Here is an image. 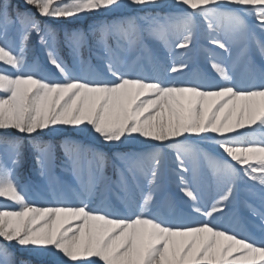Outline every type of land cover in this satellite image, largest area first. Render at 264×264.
<instances>
[{
    "label": "snow or ice",
    "instance_id": "snow-or-ice-1",
    "mask_svg": "<svg viewBox=\"0 0 264 264\" xmlns=\"http://www.w3.org/2000/svg\"><path fill=\"white\" fill-rule=\"evenodd\" d=\"M22 3L0 0V198L12 202L0 205V264H15L11 244L51 264H264V0ZM84 16L100 19L64 40L87 75L59 54L57 29L45 23ZM33 45L45 49L52 74ZM85 48L98 66L84 60ZM197 52L213 78L181 80ZM146 62L153 74L139 71ZM65 131L109 151L41 138ZM28 150L49 185L57 168L75 177L78 202L61 193L49 206L29 199L19 178ZM110 163L122 203L94 207ZM173 179L186 207L161 215L170 205L159 193ZM239 209L258 238L221 222Z\"/></svg>",
    "mask_w": 264,
    "mask_h": 264
},
{
    "label": "rangeland",
    "instance_id": "rangeland-1",
    "mask_svg": "<svg viewBox=\"0 0 264 264\" xmlns=\"http://www.w3.org/2000/svg\"><path fill=\"white\" fill-rule=\"evenodd\" d=\"M13 3H18L21 9H25V5L22 3V0H13ZM27 10L34 11V9ZM98 19H100V17L84 16L79 19L69 18L61 20H45V23L50 24L57 29L59 34V54L65 59L70 67H75V69L81 75L88 74L89 66L87 64H74L73 57L64 40V33L77 28L81 30H87L88 27ZM200 43L204 47H207L203 40H201ZM33 49V55L38 59L39 66L45 71V73L52 74L53 69L51 66H49V68L46 67L47 63L45 58V49L43 46L33 45ZM82 55L84 60L89 61L92 67L98 66L99 62L94 58V56L90 55V52L87 48L83 49ZM160 55L165 56L167 54L166 52H161ZM181 58L183 57H176V59ZM188 62L190 65L189 69L185 71L182 76L177 74L181 80L190 81L198 78H213L214 73L209 67V61L202 53L197 52V54L190 58ZM139 71L143 72L145 75L153 74L155 72L154 63L146 62L142 64ZM244 72L245 69L243 67L237 69V74L241 76V78L244 77ZM55 78L59 77L57 76ZM255 134L261 135L259 129H257ZM0 135H4V132L0 131ZM12 135L20 139H24L22 134L12 132ZM41 138L49 140L53 143H60L65 139H70L80 142L84 145H93L97 148H103L105 151H109L106 146L95 140L90 134L65 131L60 133H50L49 135L43 136ZM133 147L138 148L139 145L126 146L123 150H132ZM165 158L169 163H171L170 156L166 155ZM111 171L113 172L112 177ZM54 175L57 177L56 183L54 185H49L47 179L41 177L36 171V166L32 160L31 150H28L27 158L19 172V178L29 194V199L33 200L37 206H49L57 201L58 197L56 193H61L62 195L59 198L65 202L72 204L78 202V197L76 195L78 181H76L75 177L72 176L70 172L61 171L59 168L55 170ZM106 176L109 177V181L100 189V191L93 197L91 201L94 207H100L104 205L115 206L122 203L121 197L124 195V193L118 188L116 184L117 174L111 163L106 169ZM159 195L162 199H166L170 205L162 206L159 209V214L161 215H172L173 213H179L186 207L179 191L178 183L175 181V179L166 181ZM241 195L243 196V193H241ZM11 203L12 202L7 201L6 198H0V205H11ZM221 222L224 224V226L231 227L234 230L253 233L257 236V238L260 236L257 223L252 221L248 216V213L243 209L235 210L233 214L229 215L227 219H224ZM0 243H4V241L0 239ZM8 246L10 251L13 253L15 264H51V256L45 255L38 250L23 248L15 244Z\"/></svg>",
    "mask_w": 264,
    "mask_h": 264
},
{
    "label": "bare ground",
    "instance_id": "bare-ground-1",
    "mask_svg": "<svg viewBox=\"0 0 264 264\" xmlns=\"http://www.w3.org/2000/svg\"><path fill=\"white\" fill-rule=\"evenodd\" d=\"M244 75H245V72H244ZM240 131H245V130H240ZM207 194H208V196L210 197L211 194L214 195V191L211 190V189H209Z\"/></svg>",
    "mask_w": 264,
    "mask_h": 264
},
{
    "label": "trees",
    "instance_id": "trees-1",
    "mask_svg": "<svg viewBox=\"0 0 264 264\" xmlns=\"http://www.w3.org/2000/svg\"><path fill=\"white\" fill-rule=\"evenodd\" d=\"M2 132V131H1ZM5 134V133H4Z\"/></svg>",
    "mask_w": 264,
    "mask_h": 264
}]
</instances>
